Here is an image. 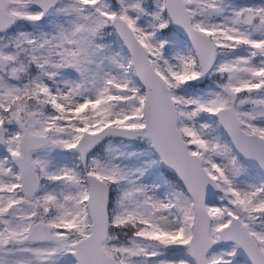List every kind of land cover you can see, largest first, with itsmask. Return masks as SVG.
Here are the masks:
<instances>
[{"label": "snow or ice", "instance_id": "6c2138e0", "mask_svg": "<svg viewBox=\"0 0 264 264\" xmlns=\"http://www.w3.org/2000/svg\"><path fill=\"white\" fill-rule=\"evenodd\" d=\"M0 264H264V0H0Z\"/></svg>", "mask_w": 264, "mask_h": 264}]
</instances>
